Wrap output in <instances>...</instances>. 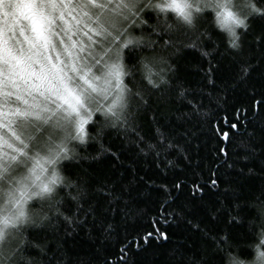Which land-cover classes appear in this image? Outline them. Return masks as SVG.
Returning a JSON list of instances; mask_svg holds the SVG:
<instances>
[{"label":"snow or ice","instance_id":"1","mask_svg":"<svg viewBox=\"0 0 264 264\" xmlns=\"http://www.w3.org/2000/svg\"><path fill=\"white\" fill-rule=\"evenodd\" d=\"M185 226L166 264H264V0H0V264Z\"/></svg>","mask_w":264,"mask_h":264},{"label":"trees","instance_id":"2","mask_svg":"<svg viewBox=\"0 0 264 264\" xmlns=\"http://www.w3.org/2000/svg\"><path fill=\"white\" fill-rule=\"evenodd\" d=\"M207 135L210 136V131L207 133ZM116 143H118V141ZM149 175H151V173H149ZM153 179L158 180V177L153 176ZM150 195L152 196L153 199L158 198L160 201H163L164 199L162 194L157 196L156 193L150 192ZM155 210H156V206L154 205L153 211L155 212ZM145 225L147 226V221H145ZM207 226L211 227V225H207ZM201 227H205V225L202 224ZM259 231L260 229H257V232ZM188 235H189V229L187 226L180 228V229H176L175 231H173L170 241L163 242L160 245L154 246L153 249H149L148 253L143 254L141 258L146 260L147 264H153V261H155V264H166L169 255L176 249L177 245L182 242V239L187 238ZM193 239H199V238L196 236H193ZM77 251H80L81 253L91 254L90 245H87V244L79 246L77 248ZM153 252H155V255H153Z\"/></svg>","mask_w":264,"mask_h":264}]
</instances>
